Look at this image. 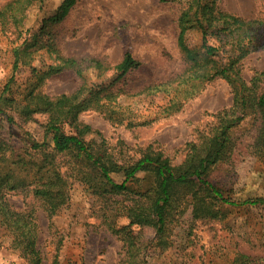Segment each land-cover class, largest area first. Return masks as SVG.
Masks as SVG:
<instances>
[{
  "label": "rangeland",
  "instance_id": "374dc122",
  "mask_svg": "<svg viewBox=\"0 0 264 264\" xmlns=\"http://www.w3.org/2000/svg\"><path fill=\"white\" fill-rule=\"evenodd\" d=\"M14 1L0 0V93L13 72L14 48L42 35L48 45L25 58L20 83L29 77V64L43 72L60 63L57 54L75 59L81 75L66 69L50 76L42 90L52 97L73 93L82 85L103 91V103L80 113L79 120L100 132L88 138H103L120 162L133 161L151 147L181 164L211 136L218 114L234 104L229 81L195 78L180 50L177 19L189 0H75L56 24L47 20L66 0H32L24 12ZM219 8L249 22L240 30L250 51L241 60V73L249 81L264 70V0H219ZM202 39L199 28L186 32L191 49H199ZM235 39H223L224 47L211 35L209 44H221L222 51L235 45ZM126 52L141 62L139 69L120 75L103 73L94 65H117ZM13 115L12 123L0 113V142L8 145L14 159L22 154L39 160L30 144L44 140L48 115ZM262 122L260 114L244 115L228 132L227 158L209 170L208 179L232 200L264 196ZM64 129L71 132L67 124ZM74 161L70 156L59 158L60 174L67 181L66 200L53 215L29 191L34 184L6 190L12 210L34 212L41 264H225L239 253L251 264H264V206L223 205L217 207V219H195L192 208L183 205V214L160 235L153 227L131 223L124 207L129 200L96 189L89 177L95 173ZM112 177L117 182L124 179L122 173ZM148 182L146 178L133 187L143 188ZM124 238L133 239L131 261ZM12 240L0 220V264H28Z\"/></svg>",
  "mask_w": 264,
  "mask_h": 264
},
{
  "label": "trees",
  "instance_id": "16d2710c",
  "mask_svg": "<svg viewBox=\"0 0 264 264\" xmlns=\"http://www.w3.org/2000/svg\"><path fill=\"white\" fill-rule=\"evenodd\" d=\"M74 2L66 0L58 14L47 21L58 23ZM14 3L24 12L32 0H15ZM15 21H18L17 17ZM177 24L178 45L193 76L201 81L225 78L234 92L233 106L218 114L217 125L211 136L200 149L194 148V152L178 165L151 147L133 161L120 162L103 138H100L101 142L88 138L92 134L100 135V132L79 120L80 113L95 104L100 106L103 103V91H93L82 85L73 93L52 97L42 90L50 76L66 69L75 70L81 75L78 62L57 54L60 63L50 65L46 71H38L29 64V77L26 82L20 83L19 74L27 63L25 58L45 48L48 41L42 40V35H33L14 48L13 72L0 93V113L12 123L15 122L13 114L26 119L35 114H47L49 118L44 140L32 141L30 144L31 150L40 156L37 161L22 154L14 159L8 145L3 140L0 142V220L13 234L12 245L21 251L28 264L42 263L37 249L38 226L34 212L12 210L5 200L6 190H25L34 184L29 191L53 215L66 200L67 181L58 167L59 158L64 156H70L75 164L87 166L95 173L94 176L89 174V177L95 181L96 189L105 195L113 194L128 199L129 204L124 207L131 223L153 227L160 235L165 233L169 223L177 218L176 215L183 211V205L192 208L195 219H217V207L223 205L264 206V196L235 201L225 196L221 188L208 179L211 167L227 158L230 149L229 130L248 112L263 117L259 141L264 145V70L258 71L247 81L242 76L240 65L241 60L250 52L243 43L240 30L248 26L249 22L220 9L219 0H189L181 9ZM194 28H199L203 34L199 49H191L185 42L186 32ZM211 35H216L222 44L227 37L237 39L234 40L235 45L230 43L231 48L221 51V44H209ZM49 47L54 49L52 44ZM94 65L103 73L114 71L124 75L130 70L139 69L141 62L132 53L126 52L117 65H103L99 61H95ZM65 124L71 128L70 133L65 131ZM112 173H122L123 181L117 182ZM146 178L149 182L145 187H133L134 183L139 184ZM160 239L165 241V238ZM124 241L131 261L134 258L133 239L124 238ZM225 264H251V260L247 255L239 253Z\"/></svg>",
  "mask_w": 264,
  "mask_h": 264
}]
</instances>
